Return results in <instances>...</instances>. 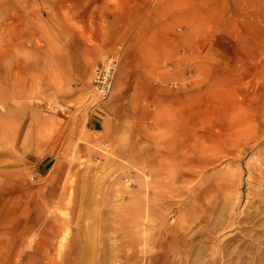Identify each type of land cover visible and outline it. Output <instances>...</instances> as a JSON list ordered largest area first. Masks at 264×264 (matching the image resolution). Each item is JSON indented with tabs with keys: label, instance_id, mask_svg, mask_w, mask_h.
<instances>
[{
	"label": "rangeland",
	"instance_id": "374dc122",
	"mask_svg": "<svg viewBox=\"0 0 264 264\" xmlns=\"http://www.w3.org/2000/svg\"><path fill=\"white\" fill-rule=\"evenodd\" d=\"M0 8V62L32 65L27 96L8 98L30 125L5 167L22 173H0V264H76L81 245L93 246L88 264H146L143 238L137 261L125 258L126 242L142 226L140 204L152 200L142 167L153 165L157 123L175 137L172 156L181 161L189 110H210L223 93L264 99V0H0ZM110 56L118 66L101 101L95 67ZM29 112L46 121L40 140ZM255 251L247 247L237 263L254 264Z\"/></svg>",
	"mask_w": 264,
	"mask_h": 264
},
{
	"label": "bare ground",
	"instance_id": "6f19581e",
	"mask_svg": "<svg viewBox=\"0 0 264 264\" xmlns=\"http://www.w3.org/2000/svg\"><path fill=\"white\" fill-rule=\"evenodd\" d=\"M22 22L26 25V20ZM26 62L17 60L10 70L0 62V104L5 107L0 112V143L6 145V150L0 151V173H22L5 167L10 165L8 158L15 152L14 147L9 146L14 144L18 132L24 136L30 125L26 126L21 109L19 112L14 110L8 99L9 96L13 99L27 96L25 73L32 65ZM253 93H223L216 97L217 101L213 100L216 103L211 101L214 108L202 113L189 110L183 121L188 131L181 161L172 156L175 137L170 132L164 134V124L161 121L157 123L150 173L144 169L146 163L142 167V174L149 177L144 182L147 192H152V200L145 197L135 214L142 226L138 224L140 230L134 231L127 240L126 245L131 251L125 258L137 261L140 257L137 246L144 240L148 245V255L142 251V260L146 264H238L241 261L238 258H245L247 247L256 248L252 257L254 264H264V147L260 148L264 140V103L261 102L264 99ZM252 98L254 107L244 109V104ZM235 107L242 110L233 109ZM21 119L24 122L16 130L12 124ZM29 119L38 126L36 133L40 140L45 119L32 112H29ZM6 124L9 126L5 128ZM24 144L27 145L26 142ZM252 153L255 156L246 161ZM225 160H229L228 166L218 168ZM165 200L169 203L163 206ZM175 211L181 212L179 217L172 216ZM169 215L172 222L166 225ZM54 226L49 224L48 227V230L52 228V239L59 235ZM228 228L230 232H226ZM140 238L143 240L139 242ZM65 239L66 236L61 239V248L66 247ZM180 243L188 251L185 257L179 251ZM92 247L81 245L73 250L76 264L89 263ZM36 250L42 252L39 246ZM117 257L123 256L117 254ZM191 259L192 263H189Z\"/></svg>",
	"mask_w": 264,
	"mask_h": 264
},
{
	"label": "built area",
	"instance_id": "2783aa9c",
	"mask_svg": "<svg viewBox=\"0 0 264 264\" xmlns=\"http://www.w3.org/2000/svg\"><path fill=\"white\" fill-rule=\"evenodd\" d=\"M117 66V57L110 56L95 67L94 87L101 101L109 97L111 93Z\"/></svg>",
	"mask_w": 264,
	"mask_h": 264
},
{
	"label": "crops",
	"instance_id": "0c3cea01",
	"mask_svg": "<svg viewBox=\"0 0 264 264\" xmlns=\"http://www.w3.org/2000/svg\"><path fill=\"white\" fill-rule=\"evenodd\" d=\"M98 121V119H96Z\"/></svg>",
	"mask_w": 264,
	"mask_h": 264
}]
</instances>
